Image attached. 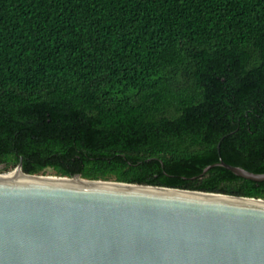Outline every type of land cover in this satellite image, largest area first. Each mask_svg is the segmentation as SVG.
I'll list each match as a JSON object with an SVG mask.
<instances>
[{
  "label": "trees",
  "instance_id": "1",
  "mask_svg": "<svg viewBox=\"0 0 264 264\" xmlns=\"http://www.w3.org/2000/svg\"><path fill=\"white\" fill-rule=\"evenodd\" d=\"M264 0H0V173L263 199Z\"/></svg>",
  "mask_w": 264,
  "mask_h": 264
},
{
  "label": "water",
  "instance_id": "2",
  "mask_svg": "<svg viewBox=\"0 0 264 264\" xmlns=\"http://www.w3.org/2000/svg\"><path fill=\"white\" fill-rule=\"evenodd\" d=\"M216 166L264 182L224 161L203 175ZM0 264H264V200L29 175L20 164L0 173Z\"/></svg>",
  "mask_w": 264,
  "mask_h": 264
},
{
  "label": "bare ground",
  "instance_id": "3",
  "mask_svg": "<svg viewBox=\"0 0 264 264\" xmlns=\"http://www.w3.org/2000/svg\"><path fill=\"white\" fill-rule=\"evenodd\" d=\"M16 176L23 178L22 176L16 175L14 173H12L10 175H5V177H16Z\"/></svg>",
  "mask_w": 264,
  "mask_h": 264
},
{
  "label": "rangeland",
  "instance_id": "4",
  "mask_svg": "<svg viewBox=\"0 0 264 264\" xmlns=\"http://www.w3.org/2000/svg\"><path fill=\"white\" fill-rule=\"evenodd\" d=\"M47 175L55 176L54 174H51V171H49Z\"/></svg>",
  "mask_w": 264,
  "mask_h": 264
}]
</instances>
